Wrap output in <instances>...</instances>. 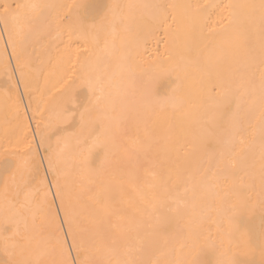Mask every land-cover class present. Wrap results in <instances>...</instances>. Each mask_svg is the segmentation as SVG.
Returning <instances> with one entry per match:
<instances>
[{
	"label": "bare ground",
	"instance_id": "obj_1",
	"mask_svg": "<svg viewBox=\"0 0 264 264\" xmlns=\"http://www.w3.org/2000/svg\"><path fill=\"white\" fill-rule=\"evenodd\" d=\"M261 2L0 0V223L13 222L30 241L14 258H56L41 181L52 179L47 157L60 151L84 243L79 256L73 249L77 260L191 264L203 252L211 261L227 254L264 264ZM207 4L221 6L212 32L200 24L205 9L195 7ZM229 4L256 8L235 9L230 23ZM13 32L18 42L27 37L16 55ZM153 84L167 98L150 96ZM70 101L107 127L112 149L102 168L82 163L83 134L62 118ZM240 136V156L218 169L225 147L216 141ZM100 191L107 215L96 203ZM160 220L164 226L153 227ZM101 237L118 238L119 251L99 247ZM7 258L0 247V260Z\"/></svg>",
	"mask_w": 264,
	"mask_h": 264
},
{
	"label": "snow or ice",
	"instance_id": "obj_2",
	"mask_svg": "<svg viewBox=\"0 0 264 264\" xmlns=\"http://www.w3.org/2000/svg\"><path fill=\"white\" fill-rule=\"evenodd\" d=\"M5 8V19H7L8 7L7 5L3 6ZM36 7V6H33ZM164 7V6H160ZM171 7V6H168ZM197 8L203 7L205 11L201 14L200 24L201 27H206L209 32L215 31L211 26V15L214 9L221 7L216 4H207L204 6H195ZM223 7L233 9L230 15L233 16V20L230 23H235L237 19V13L235 9L240 7H247L250 9H255L256 5H223ZM261 14V24L264 25V0H262L260 6ZM171 19L170 15H166L163 23H167ZM27 37H23L19 40L16 39V33L13 32L9 36L8 43L13 45V55H16V49L19 46L23 48L24 42ZM17 59L19 56L17 55ZM89 91H91L90 86ZM157 84H153L149 89V95L157 98H167V95L164 97H158L157 94ZM28 90V85L26 83L25 91ZM262 105H264V100H262ZM239 108V105H237ZM90 113V108L84 104H75L74 102H69L62 111V118L64 122L68 125L76 127L79 125L81 130L82 139L79 141L82 145L83 152V165L88 169L93 168H102L105 162L108 160L109 155L112 149V139L108 136L107 127L103 122L97 120L94 123L86 119L87 115ZM233 128H238V122H233ZM217 143H223L225 150H222L219 153V159L217 161L216 167L219 169L220 165L225 162L226 158H229L235 161L236 157L240 156L242 151L239 148V145L244 143L243 137L240 136L234 142L230 138L223 141L217 140ZM41 143H44L42 140ZM133 144L139 145V140H134ZM48 148L46 147V151ZM127 150V149H125ZM138 151L143 150L142 147L137 149ZM60 151H52L48 155V171L51 172L52 179L45 183V180H42L41 183L45 184L44 188V201L42 206L43 213L47 216L49 226L51 228L50 236L55 241L54 251L56 253V258L50 261H44L39 257L30 258V259H16L15 254L19 251L23 254L30 244V241L27 238L21 236L18 227L8 219H5L0 223V247L3 248L4 255L8 257L7 259L0 260V264H89V261L86 259L77 260L73 256V249L76 250L77 256L84 249V243L80 236V226L78 224L77 215L73 206V199L71 194L67 191L66 185L64 184V178L62 173L59 171L60 164ZM137 167H139V161H137ZM147 171V170H146ZM148 175L152 177L153 181H157L156 172H148ZM139 179V177H136ZM46 179V178H45ZM117 182H122L124 180L123 176H120L118 179L114 177ZM49 185H54V190L49 188ZM156 184H151L149 187H156ZM163 188V185H160ZM51 195L49 196V193ZM58 201V203H57ZM96 203L99 206L100 210L107 215L106 211V196L103 191H100L96 195ZM63 212V216H60V212ZM67 225V228H64V225ZM163 221L153 226V227H163ZM68 237H71L69 241ZM261 239V252L264 254V225L261 227L260 232ZM99 247L105 248L110 254L116 253L119 251V239L116 237L108 238L107 240L101 237L97 241ZM134 249L129 245L126 249L128 253H131ZM138 251L139 249H135ZM223 258L216 259L211 261L205 258L203 252L201 255L197 256L191 261V264H246L245 261L238 259L236 257L228 258L227 254H222ZM108 264H112L111 261ZM116 264H141V262L132 259L129 255L128 258L123 260H116Z\"/></svg>",
	"mask_w": 264,
	"mask_h": 264
},
{
	"label": "rangeland",
	"instance_id": "obj_3",
	"mask_svg": "<svg viewBox=\"0 0 264 264\" xmlns=\"http://www.w3.org/2000/svg\"><path fill=\"white\" fill-rule=\"evenodd\" d=\"M41 158H42V156H41ZM43 166L45 167L44 162H43ZM45 170H46V167H45Z\"/></svg>",
	"mask_w": 264,
	"mask_h": 264
}]
</instances>
